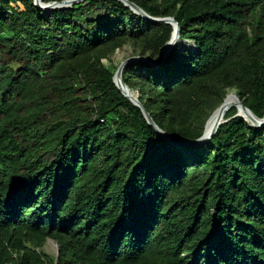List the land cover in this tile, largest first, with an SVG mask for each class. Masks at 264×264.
<instances>
[{"label":"trees","instance_id":"1","mask_svg":"<svg viewBox=\"0 0 264 264\" xmlns=\"http://www.w3.org/2000/svg\"><path fill=\"white\" fill-rule=\"evenodd\" d=\"M128 1L196 47L122 72L160 130L197 140L230 92L264 117V0ZM172 34L116 0H0V264H264V127L231 109L171 145L102 63H160Z\"/></svg>","mask_w":264,"mask_h":264},{"label":"water","instance_id":"2","mask_svg":"<svg viewBox=\"0 0 264 264\" xmlns=\"http://www.w3.org/2000/svg\"><path fill=\"white\" fill-rule=\"evenodd\" d=\"M33 1H34V6L37 9H39L41 11L49 12V11L56 10V9H62V10L71 9L73 6L81 4L87 0H63L59 3L52 2V3H47V4H44L42 2V0H33ZM116 1L125 5L134 14L138 15L139 17H141L144 20L155 22V23L168 24L173 28V34H172L170 41L162 49L160 63H153L148 59L135 57V58L129 59L127 62L123 63L117 69V72L114 74V77H113V83L116 86V88L118 89V91L123 95V97H125L127 100H129L135 107H137L141 111L143 118L145 119L147 125L149 127H151L156 132V134L161 136L167 143L174 145V146L199 147V146H202L204 144H207L213 138V136L216 134L219 127L222 126L223 124H225L226 122H228V120H225V115L231 109H235L237 111V114L234 116V118L244 119L243 121H245L250 127H254V128L264 127V117L262 119L257 118L248 108H246L243 105V103L239 100V98L235 94H228L225 97V99L223 100L222 104L216 110H214V112L208 118V120L206 121L205 126H204L203 134L197 140H194V141L182 140L179 142H175L165 132L160 130L157 127V125L153 122L150 115L146 112V110L143 108V106L139 102L138 92L137 91H131L123 83L122 72L127 65H129L135 61H143V62H146L149 65L154 66V67H158L159 65H161L162 62L164 61V59L169 55L171 50L176 46V43L180 40V38H179L180 29L178 27V24L176 23V21L173 18H152L149 15H147L143 10H141L139 7H137L135 4L129 2L128 0H116ZM183 45H185V44H183ZM189 45L192 46L193 50H196V47L194 46L193 43H189L188 45H185V46H189ZM230 96H233L236 103L228 102V98ZM239 107L242 109V111L244 112L246 117H243L238 113ZM213 118H216V120H215L214 128L210 131V130H208V126H209V123L211 122V120ZM247 120L251 121L252 125ZM57 255H58V249H57Z\"/></svg>","mask_w":264,"mask_h":264},{"label":"rangeland","instance_id":"3","mask_svg":"<svg viewBox=\"0 0 264 264\" xmlns=\"http://www.w3.org/2000/svg\"><path fill=\"white\" fill-rule=\"evenodd\" d=\"M132 58H135L133 57L132 47L130 44H126L121 49L117 50L109 60H103L102 63L116 73L117 69L123 63ZM229 94H234V92H230ZM39 251L48 257H55L57 255V246L53 241L47 240Z\"/></svg>","mask_w":264,"mask_h":264},{"label":"bare ground","instance_id":"4","mask_svg":"<svg viewBox=\"0 0 264 264\" xmlns=\"http://www.w3.org/2000/svg\"><path fill=\"white\" fill-rule=\"evenodd\" d=\"M176 45H180L181 47H182V49H186V50H193V48H192V46L191 45H189V46H185V45H183L182 44V42L179 40L177 43H176ZM188 45V44H187ZM179 48V47H178ZM228 102H231V103H236V101H235V99L233 98V96H230L229 98H228ZM238 113L241 115V116H243V117H246L245 116V114H244V112L242 111V109L239 107L238 108ZM215 120H216V118H213L212 120H211V122L209 123V126H208V130H212L213 128H214V124H215ZM248 121V120H247ZM251 125H252V122L251 121H248Z\"/></svg>","mask_w":264,"mask_h":264}]
</instances>
